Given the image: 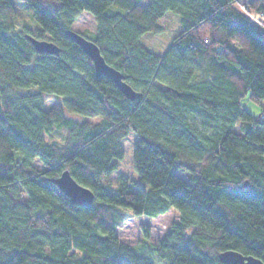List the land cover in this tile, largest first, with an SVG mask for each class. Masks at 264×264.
Returning a JSON list of instances; mask_svg holds the SVG:
<instances>
[{"label":"trees","instance_id":"1","mask_svg":"<svg viewBox=\"0 0 264 264\" xmlns=\"http://www.w3.org/2000/svg\"><path fill=\"white\" fill-rule=\"evenodd\" d=\"M17 4L40 27L16 29ZM17 4L0 0V264H155L120 240V207L135 217L178 211L154 246L166 264H224L226 249L264 261V113L241 102H264V0ZM82 12L96 27L93 38L80 33L139 98L97 76L67 36ZM168 12L182 28L157 53L142 37L162 33ZM27 35L61 50L39 52ZM130 133L141 182L122 175L114 191L104 180L118 170ZM66 169L94 192L91 204L72 203L54 183Z\"/></svg>","mask_w":264,"mask_h":264},{"label":"rangeland","instance_id":"2","mask_svg":"<svg viewBox=\"0 0 264 264\" xmlns=\"http://www.w3.org/2000/svg\"><path fill=\"white\" fill-rule=\"evenodd\" d=\"M13 4H17L19 0H12ZM25 5V4H24ZM23 4H17L14 9V22L15 28L20 29L28 26L29 28L40 27L39 23L27 12L26 7ZM161 25L164 27V31L159 34H145L142 37V41L152 50L157 53H163L169 43L173 40L174 36L181 30L180 17L173 13L168 12L161 20ZM73 29L93 38L95 31V21L93 15L89 12H82L77 14V20L72 25ZM55 101L48 100L47 106L50 107ZM242 104L246 108L254 113L260 114L263 106L261 103L253 101L249 98V95H245L241 99ZM93 122L98 121V118H92ZM239 129V128H238ZM67 131L65 129H59L55 132V142L59 145L65 143ZM137 136L134 133H130L122 143V149L124 151V158L118 162V170H116L110 178L104 180V183L112 190H117L119 176H128L135 180L137 184L141 181L133 167V150ZM34 165L39 168H43V164L38 159L34 160ZM181 176L188 179V173L181 172ZM145 186H148L145 184ZM122 210L123 223L117 227V234L120 240L126 244L133 246L139 252L149 255L155 264H166V261L160 258L154 246L158 240L168 230L173 221L178 219V211L175 208L170 209L165 214H161L158 217L149 216H132V210L128 207H120ZM142 225L147 226L150 230V237L145 239ZM153 248V250H151ZM152 251V252H151ZM147 252V253H146Z\"/></svg>","mask_w":264,"mask_h":264},{"label":"water","instance_id":"3","mask_svg":"<svg viewBox=\"0 0 264 264\" xmlns=\"http://www.w3.org/2000/svg\"><path fill=\"white\" fill-rule=\"evenodd\" d=\"M66 34L91 58L94 63L97 76L105 75L112 79L123 94L131 100H135L142 95L140 91L135 90L126 82L124 74L120 70L107 63L101 53L100 47L95 41L85 37L79 31L74 29H68ZM27 37L33 43L35 49L39 52L58 54L61 50V47L53 41L38 39L32 35H27ZM53 181L74 204L86 206L91 204L95 197L94 192L90 188L78 183L68 169L64 170L58 177L54 178ZM247 185L248 181H245L240 188H245ZM219 259L224 264H264V261L260 258L253 255L243 254L242 252L234 249L221 251L219 253Z\"/></svg>","mask_w":264,"mask_h":264},{"label":"crops","instance_id":"4","mask_svg":"<svg viewBox=\"0 0 264 264\" xmlns=\"http://www.w3.org/2000/svg\"><path fill=\"white\" fill-rule=\"evenodd\" d=\"M262 106H263V109L261 111V113L263 112L264 113V102H261Z\"/></svg>","mask_w":264,"mask_h":264}]
</instances>
